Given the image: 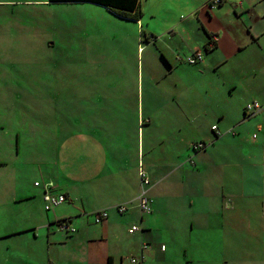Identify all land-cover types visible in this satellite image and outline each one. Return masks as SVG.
Instances as JSON below:
<instances>
[{
  "label": "rangeland",
  "instance_id": "374dc122",
  "mask_svg": "<svg viewBox=\"0 0 264 264\" xmlns=\"http://www.w3.org/2000/svg\"><path fill=\"white\" fill-rule=\"evenodd\" d=\"M141 5L142 18L137 22L120 18L112 12L118 13V10L112 7L91 3L61 4L55 17H61L63 21V35L61 41L58 37L54 38L60 46L56 48L38 40L42 37L45 40L48 37L47 33L38 30L35 36V30L20 29L0 11V42L5 49L0 52V147H3L0 151L10 148L8 144L15 142L16 134L20 135L21 157L15 156L14 163L29 168L25 179L28 187L34 185V181L40 184L38 187L33 186L32 190L37 189L43 194L44 189L50 186L51 194H65L73 181L72 175H75L72 169L80 172L81 167L85 165L82 163L73 165L70 161L68 135L71 130V119L69 118L70 108L73 105L71 98L74 97L70 83L74 82L81 87L83 96L92 97L89 105L91 111L94 110L96 114H106L109 117L132 116L128 121H121L125 123L118 125V129L122 128L128 133L124 140L127 141L128 138L127 144L133 149L137 144L138 136H141L137 125L141 120L139 124L141 131L144 129L145 155L154 154L156 160L153 162L157 166L168 162L173 166L180 164V168L182 164L189 163L188 152L195 153L189 147L192 141L195 145L196 142H207L206 150L200 151L202 156L203 152L211 148L215 142L212 141L214 133L211 124L217 122L216 117L211 113L219 111L217 104H221L220 108L224 112L227 111V119L230 121L240 113L242 103L246 101V94L242 88L231 90L232 86L229 85L231 81L225 70L213 76L208 69H205L204 77L216 78L213 80L215 84L207 93L205 87L209 81L204 78L199 79L200 71H196V64H190L180 49L173 50L178 48L180 37L159 36L158 33L164 30L166 21L180 17L184 20L188 15L187 12L170 0H142ZM175 10H178V16L171 17ZM38 14L45 17L43 11H39ZM15 19H18L17 16ZM20 19L22 22L18 21V23H25V27L27 24L34 27V16L23 13ZM177 51H180V54H176ZM163 56L170 57L171 60L178 57L183 61L175 71L169 72ZM173 81L176 86L173 85ZM19 96L23 100H28V104L23 106L24 102L18 100L16 103L15 100ZM102 98H105L104 105L101 103ZM174 101L180 106H175ZM261 104L262 110L264 103ZM207 105L216 109L208 115H201L200 106ZM138 114L141 115L139 118ZM186 115L189 116V120L186 119ZM244 118L246 120L244 126L235 124L236 133L241 129L242 135H245L247 130H250V134H257L255 130L251 132L253 128L251 117ZM148 120L150 123H144ZM74 122L76 124V119ZM81 124H78V129L83 127ZM107 126L111 127L110 124ZM115 127L113 128L116 130ZM220 131L221 136L232 134H223L224 132ZM250 142L249 137L246 143ZM150 146L154 148L148 152ZM208 172L207 177L219 178L211 169ZM81 174H84V169ZM130 175L128 185L134 187L135 179H132L134 171ZM177 175L180 176V171ZM151 184L153 185L152 181ZM166 184L167 181L162 182L152 192L150 191L151 193L149 192L150 197L156 198L151 203L153 207L150 213L153 218L151 233L131 230L132 225H142L141 212L135 199L131 202H117L118 204L114 206L104 208L107 209L108 218L110 222L112 220L113 226L120 228L118 243L109 242L108 249L123 255L124 263L128 257L129 260L131 256H143L141 264H162L166 261L167 264H187L185 261L188 255L184 250L185 241L180 231L184 222L182 214L188 207L187 201L181 197L167 195L169 189L165 188ZM85 191L84 189L82 193L85 194ZM95 201L89 203L90 212L84 213L83 209H80L78 213L81 211L80 218L86 216L90 218L92 226L100 231L102 224L95 221L98 210L95 208L101 207L100 203L103 200ZM221 202L224 203L221 209L230 207L223 199ZM244 203L239 202L236 207L237 217L253 221L256 227L255 221L258 218L257 211L253 208L255 202ZM81 204L85 205L86 202L82 203L79 198L73 201L66 198L62 204L49 211L43 204V209L52 214L56 210L60 217L62 214L65 218L71 216L75 224L77 219L75 214L68 213L78 210L75 207ZM121 204L128 206L124 213H119L117 210ZM214 211L217 212L218 217L217 208ZM150 214H145V218H149ZM73 222L70 225L76 230ZM48 227L55 230L56 237L60 238L62 234L63 240H69L66 234L70 235L71 232L60 230L56 224L50 225V222ZM257 231L252 228L248 232H238V244L234 243L238 246L232 249V252L228 249L221 252L207 242L206 250L202 249L199 254L196 253L199 259L205 258L206 261L195 260L190 264H221V259L225 256L264 261V235H262L263 241L256 243ZM149 235L155 240L151 241L150 248L145 249V256L138 255L140 247L136 245L140 241L149 244L147 241ZM131 238L136 245L128 244ZM225 242L221 243L224 245ZM162 245L165 246V250H160ZM71 251L84 254L93 252L94 249L83 243H76L74 246L62 243L56 251L51 250V257L58 258L63 264H88L74 258L70 263ZM212 258L216 260L212 261ZM46 264H50L48 260Z\"/></svg>",
  "mask_w": 264,
  "mask_h": 264
},
{
  "label": "crops",
  "instance_id": "0c3cea01",
  "mask_svg": "<svg viewBox=\"0 0 264 264\" xmlns=\"http://www.w3.org/2000/svg\"><path fill=\"white\" fill-rule=\"evenodd\" d=\"M170 1L181 6L188 15L184 20L181 17V19H172L171 17L178 16V10H175V13H172L173 15L170 17L171 19L166 21L164 30L158 33L159 36L168 35L171 38L179 36L181 39L178 42L179 46L173 50L180 49L186 57L195 50L203 51V59L195 64L197 66L196 71H200L199 79L204 78L209 81L205 87L207 93L215 84L213 80L216 78L213 76L219 75L225 70L231 81L229 84L232 86L231 90L242 88L246 94V101L242 103L240 113L231 121L227 119V111L224 112L220 108L221 104H217L219 111L213 113L211 111L216 108L209 105L199 108L202 110L201 115L211 113L216 117L218 123L211 124L213 133L215 131L212 126L217 125L216 131L222 130L223 134L232 133L231 136L220 135L215 139L212 138V141L215 142L207 152H203V156L200 153L202 149L195 150L193 148L195 142L192 141L189 147L195 153L188 152L189 163H181L183 166L180 168V164L173 166L168 162L157 166L153 162L156 160L154 154L145 155L144 129L141 131L139 124L141 120L138 119L137 125L138 133L142 137L138 136L137 144L133 149L127 144L128 138L127 141L124 140L128 133L122 128L118 129V125L125 123L121 121H128L132 116L109 117L106 114H96L94 110L91 111L89 105L92 97L83 96L81 87L75 85L74 82L70 83L71 93L74 95L71 98L73 104L70 108L71 130H69L68 135L70 161L73 162V165L76 163L85 164L81 167L80 172H75L72 169V173L75 175H72L73 181L65 193L66 198L71 201L79 198L82 203L86 202L85 205L74 206L78 210L68 213L69 215L75 214V218H77L75 224L72 220L70 221V223L73 222L76 230L69 233L70 235L66 234V238L69 239L66 241L63 240L62 234L58 238L55 230L48 227L49 222L50 225L56 224V220L63 218L64 215L62 214L60 217L56 210L53 214L45 212L43 204H45L46 188L42 194L37 189L32 190L33 186L38 187L40 185L36 184L37 181H34V185L31 184L30 187L26 184L25 179L29 168L14 163L15 156L21 157L20 135L16 134L15 142L8 144L11 147L0 151V264H46L47 260L50 264H63L58 258L51 257V250L56 251L62 243H68L72 246L76 243H83L94 249L93 252L84 254L71 251L70 263L74 258V260H83L88 264H130L129 257L124 263L123 255L108 249L109 242L118 243L120 228L115 224L116 227H114L112 220L110 222L109 218H106L99 222L102 224L99 231L92 226L90 218L87 216L80 218L81 211L79 213L78 211L83 209L84 213L90 212L89 203L96 202V199L103 200L100 203L101 207L95 208L98 210L114 206L118 204L117 202L133 201L141 189L138 177L140 162L146 168L150 180L153 182L149 192H152L158 184L167 181L165 185V188L169 189L167 195L181 197L187 201L188 207L187 211H183L184 222L180 229L185 241L184 250L188 255V259L185 261L187 264L193 263L195 260L199 262L205 260V258L199 259L196 253L199 254L202 249L206 250L207 242L217 247L221 252L226 249L232 252L231 250L238 246L234 244H238V232H248L255 228L258 230V235L255 238L256 243L263 241L264 108L257 114L250 115L245 107L248 102L254 100L264 103V0H244L241 6L236 5L237 0H223L222 4L215 7L209 5V0ZM141 2L142 0H139L138 19L123 15L120 11L116 13L111 9L109 10L124 20L139 22L142 18ZM78 3L106 6L91 0H0V11L6 14L11 21H14L20 29L35 30V36L38 34V30L47 33L48 37L45 40L43 37L38 38V40L56 48L60 46L57 45L54 38L58 37L61 41L63 35V21L61 17H55L56 11L60 9L61 4ZM39 11H43L45 17L39 15ZM23 13L34 16V27L28 24L25 27L24 22V24L18 23L21 21L20 15ZM15 16L18 18L17 20H14ZM211 35L216 36L212 47L209 45ZM2 50L5 49L2 48L0 42V52ZM177 53L180 54V51ZM163 58L169 72L175 71L183 61L182 59L179 60L178 57H176L177 60L176 58L171 60L167 56H163ZM205 69H208L213 76L204 77ZM173 85L176 86L174 81ZM72 90L74 91L72 92ZM104 99L101 100L103 105ZM17 100L24 102L23 106L28 104V100H23L20 96L15 102ZM173 103L175 106H180L176 101ZM20 115L23 117V113ZM98 116L102 117L99 118ZM137 116L139 118L141 115L138 114ZM185 117L189 120L188 115ZM244 117H251L253 127L251 132L255 130L257 134H250V130H247L246 134L242 135L241 129L236 133V125L244 126L246 121ZM145 122H149V120ZM78 124L83 127L78 129ZM108 124L111 127H108ZM112 126H116V130ZM249 137L251 142L248 144L246 139ZM153 148L150 146L148 152H151ZM222 158L224 159L222 160ZM83 169L84 174L82 175ZM209 169L219 178L216 176L207 177ZM132 171H134V178H132L135 179L134 187L128 185ZM178 171H180L179 177ZM137 179L138 182L136 183ZM84 189L86 190L85 194L82 193ZM151 199L156 200L154 196ZM222 199L228 202L230 207L221 209V206L224 205L221 202ZM239 202H255L253 208L257 211L256 216L258 218L255 221L256 227L253 225V221L237 217L235 209ZM244 204L240 205L244 206ZM216 208L219 212L218 217L217 212L214 211ZM54 217H56L55 220ZM145 217L146 215L140 213V221L142 222L140 227L142 229L139 232L151 233L153 228L152 214L147 219ZM69 218L72 219L71 216ZM174 232H176L175 229ZM152 240L155 238L149 235L147 237L149 244L146 250L150 248ZM223 241H226L224 245L221 243ZM128 244H135V241L131 238ZM136 246L140 247L137 254L145 256V249L141 248L142 241ZM47 250L48 257L46 258ZM160 250H165V248H160ZM219 255L221 256L220 253ZM215 260L212 258V261ZM65 262L67 261L65 260ZM142 262L141 260L138 264ZM167 263L166 261L162 264ZM221 264H264V261L225 256L221 259Z\"/></svg>",
  "mask_w": 264,
  "mask_h": 264
},
{
  "label": "built area",
  "instance_id": "2783aa9c",
  "mask_svg": "<svg viewBox=\"0 0 264 264\" xmlns=\"http://www.w3.org/2000/svg\"><path fill=\"white\" fill-rule=\"evenodd\" d=\"M244 0H237L236 1V5L237 6H241L243 4ZM223 0H209L208 3L210 6L215 7V6H219L220 4H222ZM216 40V36L211 35V42L209 43V45L212 47L213 43ZM203 59V51L202 50H195L192 54H190V56L186 57V60L190 63V64H195L199 61H201ZM262 108V104L259 103L258 101H253L250 103L246 104V111L248 114L250 115H254L255 113L259 112ZM213 129L217 130V126L213 125L212 126ZM195 148L197 149H203L204 147V143H197L196 145H194ZM138 176H139V180L141 182V189L138 193V195L136 196L135 200L137 202V207L139 208L140 212L142 215L145 214H150L152 212V206H151V199L149 198V188L151 185V180L149 177V173L146 171V169H144L143 167H139V171H138ZM36 184H38L36 182ZM49 187H46V191L44 194V201H45V209L46 210H51L54 207L60 205L61 203H63L66 199V196L64 194H58V195H53L50 193L49 191ZM128 208V206L126 204H121L117 207V210L119 212H124L126 211ZM96 218L95 221L97 223L103 221L104 219L108 218L109 214L107 209H101L96 211ZM70 221L71 218H60L56 220V226H58V228L60 230H65L67 232H73L75 229L74 227H72L70 225ZM142 228L138 225H132L131 230L132 231H137V230H141ZM148 246V244L146 243H142L141 248L142 249H146ZM162 249L165 248L164 245L161 246ZM143 256H131L129 259V262L131 264H137L142 260Z\"/></svg>",
  "mask_w": 264,
  "mask_h": 264
},
{
  "label": "trees",
  "instance_id": "16d2710c",
  "mask_svg": "<svg viewBox=\"0 0 264 264\" xmlns=\"http://www.w3.org/2000/svg\"><path fill=\"white\" fill-rule=\"evenodd\" d=\"M100 4H104L107 7H112L115 8V10L120 11L121 14L126 15V16H130L133 17L135 19H138V7H139V0H91ZM70 119V118H69ZM91 125V124H90ZM217 126V125H216ZM213 129V128H212ZM215 131L213 139L219 137L220 135V131H216L215 129H213ZM70 132V131H69ZM198 142H196L197 144ZM200 143V142H199ZM204 143V147L203 149L205 150L207 147V142L205 143L204 141L201 142ZM195 144H193V148L196 150L197 148L194 147ZM143 167L144 169H146L143 165L142 162H140L139 167ZM139 171V169H138ZM147 171V170H146ZM139 177V176H138ZM150 177V176H149ZM141 184V182H140ZM50 188V187H49ZM50 191V189H49ZM149 194V193H148ZM65 195V194H64ZM149 198L151 199L150 195ZM152 202V199H151ZM62 204V203H61ZM128 209V208H127ZM49 211V210H47ZM127 211V210H126ZM119 212V211H118ZM125 212V211H124ZM124 212H119V213H124ZM69 218V217H68ZM70 219V218H69Z\"/></svg>",
  "mask_w": 264,
  "mask_h": 264
}]
</instances>
